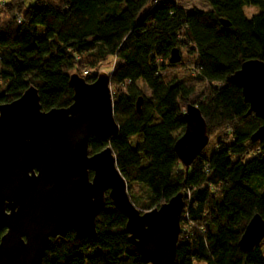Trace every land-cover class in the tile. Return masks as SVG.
I'll return each mask as SVG.
<instances>
[{
    "label": "trees",
    "instance_id": "1",
    "mask_svg": "<svg viewBox=\"0 0 264 264\" xmlns=\"http://www.w3.org/2000/svg\"><path fill=\"white\" fill-rule=\"evenodd\" d=\"M209 2L210 11L187 13L178 0H10L0 10V104L35 86L43 111L68 108L72 74L92 83L98 74L83 76L85 67L120 60L110 82L119 132L92 136L91 153L113 149L142 212L184 193L175 264H264L261 246L239 245L252 218L264 219V140L251 139L264 122L247 116L250 105L232 80L246 61L264 62V0ZM249 6L260 12L249 18ZM175 49L194 56L190 71L208 84L194 103V87L163 78ZM190 104L201 109L209 136L226 133L210 157L199 155L187 169L175 144ZM137 135L143 138L134 145ZM136 184L148 191L141 205L131 194ZM126 225V215L107 199L97 237L69 231L52 240L43 264H147Z\"/></svg>",
    "mask_w": 264,
    "mask_h": 264
},
{
    "label": "water",
    "instance_id": "2",
    "mask_svg": "<svg viewBox=\"0 0 264 264\" xmlns=\"http://www.w3.org/2000/svg\"><path fill=\"white\" fill-rule=\"evenodd\" d=\"M225 26L231 24L222 20ZM182 61L179 49L170 63ZM232 80L250 105L247 116L264 122V62L243 63ZM111 74L101 72L89 83L70 76L74 91L68 108L43 111L39 90L30 86L17 100L0 104V264H43L52 240L74 231L78 238L97 237V219L110 199L127 217L130 242L147 264H175L185 196L180 192L160 207L142 212L132 201L127 181L108 146L92 154V136L107 139L119 132ZM142 106V98L137 103ZM185 131L175 144L190 169L210 142L201 109L190 104ZM252 141L264 140V123ZM264 241V219L247 225L240 247L251 251Z\"/></svg>",
    "mask_w": 264,
    "mask_h": 264
},
{
    "label": "rangeland",
    "instance_id": "3",
    "mask_svg": "<svg viewBox=\"0 0 264 264\" xmlns=\"http://www.w3.org/2000/svg\"><path fill=\"white\" fill-rule=\"evenodd\" d=\"M6 2H9L10 0H5ZM34 0H28V3H32ZM178 5L187 13H191L196 9H201L204 11H210L212 9L209 0H178ZM245 12L249 18H252L255 14H258L260 12L259 8L249 6L245 8ZM0 18H5L4 13L0 14ZM41 34H43V30L41 29ZM182 61L178 64L169 66L165 72H164V80L165 81H173L178 80L186 83L188 86H192L195 88V97L192 99V103L196 101L199 94L206 91L208 89V84L201 81L197 78L196 75H193L190 71V68L192 67L193 62H195L194 56L189 55L187 52H182ZM120 64V60L116 58H110L106 62L100 64L98 67L94 69H90L85 67L83 69V76H89L92 74H99L101 72H108L111 75L116 71L117 67ZM140 86L144 89L145 93L148 95L149 91L146 88V86L143 83H140ZM112 94L114 92V89L112 88ZM184 110H186V106L183 107ZM226 132L217 133L213 136H210V142L207 148L203 151V155L210 157L212 153L216 150L217 144L220 138H222L225 135ZM141 135H137L135 137L131 138V142L136 145L139 141L142 140ZM131 194L133 196V199L138 202L139 205L141 203L147 202L148 199V191L146 188L136 184L133 186V189L131 190ZM141 209V208H140ZM261 248L264 251V241L261 243Z\"/></svg>",
    "mask_w": 264,
    "mask_h": 264
},
{
    "label": "built area",
    "instance_id": "4",
    "mask_svg": "<svg viewBox=\"0 0 264 264\" xmlns=\"http://www.w3.org/2000/svg\"><path fill=\"white\" fill-rule=\"evenodd\" d=\"M6 1L5 0H0V10L3 9L6 6ZM19 22L21 23V20L19 19Z\"/></svg>",
    "mask_w": 264,
    "mask_h": 264
}]
</instances>
